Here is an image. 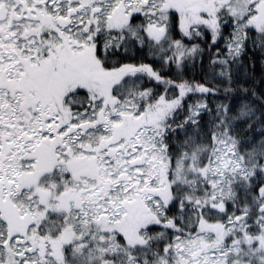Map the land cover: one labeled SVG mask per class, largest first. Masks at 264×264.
Returning <instances> with one entry per match:
<instances>
[{
  "label": "snow or ice",
  "instance_id": "obj_1",
  "mask_svg": "<svg viewBox=\"0 0 264 264\" xmlns=\"http://www.w3.org/2000/svg\"><path fill=\"white\" fill-rule=\"evenodd\" d=\"M0 264H264V0H0Z\"/></svg>",
  "mask_w": 264,
  "mask_h": 264
}]
</instances>
